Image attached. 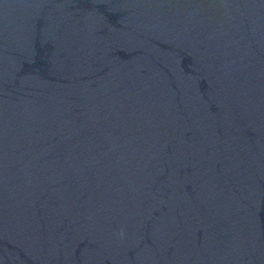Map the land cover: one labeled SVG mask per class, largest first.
Segmentation results:
<instances>
[{"label": "water", "instance_id": "water-1", "mask_svg": "<svg viewBox=\"0 0 264 264\" xmlns=\"http://www.w3.org/2000/svg\"><path fill=\"white\" fill-rule=\"evenodd\" d=\"M0 264H264V0H0Z\"/></svg>", "mask_w": 264, "mask_h": 264}]
</instances>
